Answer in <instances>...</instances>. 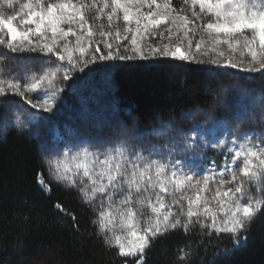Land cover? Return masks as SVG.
<instances>
[{
  "label": "snow or ice",
  "instance_id": "1",
  "mask_svg": "<svg viewBox=\"0 0 264 264\" xmlns=\"http://www.w3.org/2000/svg\"><path fill=\"white\" fill-rule=\"evenodd\" d=\"M93 11L90 20L88 14ZM105 17L107 26L92 22ZM121 19L123 28L117 23ZM161 25H167V36L157 31ZM197 33H202L195 40L197 51L206 43L210 45L208 50L220 45H227L230 52L241 50L238 62L214 58L207 63L264 76V0H183L179 9L173 0H24L19 11L16 0H0V48L7 49L0 54V61L8 60V53L39 52L61 62L54 66L50 63L38 76L0 75V105L12 103L11 96L25 98L26 93L45 85L51 88L64 62L72 69L83 65L80 71L98 60L160 57L204 64L190 54ZM97 35L100 39H95ZM156 36L169 42L149 45L151 55H145L142 42ZM69 37H75L74 43ZM109 38L115 42V52ZM173 39L176 44L171 43ZM129 40L130 48L124 43ZM101 44L108 50L106 55H96L102 52ZM185 44L187 49L182 50ZM122 48L133 54L122 55ZM224 55L222 51L217 53L220 58ZM63 79L69 77L64 75ZM27 102L45 112L53 108L48 102L32 103L31 97ZM244 122L242 114L236 118L232 132L225 124L224 138L211 142L212 148L224 156L220 165L215 159L195 166L187 158L175 159V147L168 152L169 160L153 159L160 155L154 146L145 149L122 140L106 147L97 138L95 142L82 141L76 152L68 146L58 159L48 161L49 172L58 182L75 189L82 203L96 212L92 220L95 235L106 248L116 249L117 256L146 264L147 251L157 239L180 229L189 233L199 226L204 235L229 239L231 248H217L211 259L204 257L205 264H224L234 250L247 243L252 228L264 220V115L259 126L253 122L241 131ZM14 125L22 127L18 119ZM4 126H8L6 119ZM200 135L197 133L198 138ZM183 144L185 148L197 146L191 137ZM208 144L203 141L204 147ZM38 183L45 192H51L41 174ZM54 207L71 217L74 231L79 232L76 216L59 202ZM177 260L193 264L191 250L179 249ZM124 264H129V259Z\"/></svg>",
  "mask_w": 264,
  "mask_h": 264
},
{
  "label": "trees",
  "instance_id": "2",
  "mask_svg": "<svg viewBox=\"0 0 264 264\" xmlns=\"http://www.w3.org/2000/svg\"><path fill=\"white\" fill-rule=\"evenodd\" d=\"M14 57L6 61L8 66L38 60H44L46 67L58 64L56 57L42 53ZM86 74L89 86L81 95L107 99L115 113L112 119L137 133L188 120L201 123L205 117L235 124L242 114V125L259 126L264 115L261 74L170 59L135 60ZM44 139L42 132L17 129L0 137V264H124L126 259L134 264V259L117 256L116 249L106 248L95 235L96 212L82 203L79 193L51 178L43 156ZM38 174L50 185V193L38 183ZM57 202L76 216L79 232L74 231L71 217L54 207ZM225 247H232L227 236L204 235L199 226L189 233L180 229L152 244L146 264H181L177 256L182 248L191 250L193 264H205L206 255L211 259L217 248ZM224 264H264V220Z\"/></svg>",
  "mask_w": 264,
  "mask_h": 264
},
{
  "label": "rangeland",
  "instance_id": "3",
  "mask_svg": "<svg viewBox=\"0 0 264 264\" xmlns=\"http://www.w3.org/2000/svg\"><path fill=\"white\" fill-rule=\"evenodd\" d=\"M24 2V0H16V11H19V4ZM174 6L179 9L183 6V0H173ZM199 10L197 6V11ZM89 19L95 15V11L88 14ZM190 15V13H189ZM94 24L103 23L107 26L106 17L102 21H92ZM207 22V19L205 20ZM19 24V21H16ZM121 28H123L122 19L117 22ZM116 24L113 25V31L115 30ZM167 25H161L157 30L159 32L166 33ZM107 30V29H106ZM202 33H197L194 38L193 47L191 49V55L194 56L197 60H204V64H200L202 67L207 68H217L214 65L207 63L209 59L219 58L221 60L224 59H233L235 61H240V49L237 48L235 52H230L227 48V45H220L215 50H208L210 45L205 44V46L201 49V51H197L195 49V40H199L201 38ZM248 35H251L248 33ZM203 38L205 41L208 40L206 34H203ZM95 39H100L97 35ZM111 42H113L112 51L115 52V42L109 38ZM139 39V38H138ZM69 40L74 43L75 37H69ZM169 41L165 38L161 41L159 36L155 38H149L143 41L144 46V54L151 55L148 46H160L161 43H168ZM127 47H131L130 40L124 42ZM172 44H176L177 41L173 39L171 41ZM102 49V54L106 55L108 50L104 49L103 45H100ZM94 49V48H93ZM187 45H184L182 50H186ZM224 52V57L220 58L217 56L218 52ZM122 55L133 54L131 52H125L123 48L121 49ZM207 52V54H204ZM7 53L6 48H0V54ZM33 52H23V53H8V57L10 56V60L13 56L18 55H29ZM39 53V52H35ZM101 55L100 53H98ZM78 55V54H77ZM90 58V55L87 57ZM159 59H170V58H160L156 57L154 59L142 60L144 62L159 60ZM135 60H140L139 58ZM131 61H97L95 64H89L87 67H84L83 71H80V67L83 65H78L77 68L72 69L70 65L64 62L63 68L59 69L57 72V78L53 82L52 87H48L45 85L44 88L32 92L26 93L25 98H21L19 96H11L10 99L12 103L8 105H0V137H2L8 130L17 129L20 131H34V132H42L45 134L44 139V151L43 156L45 160V164L48 168V173L50 175L49 169V160L58 159L60 154H62L68 146L72 148L73 152L78 151V147L82 141H93L95 142L97 138L99 140L105 142L106 147L114 146L116 143L127 140L128 143H136L142 145L145 149L155 147L157 151L160 153L159 156H153V159H163L169 160L168 152L176 148L175 159H185L187 158L191 161V164L195 166L199 164L201 161L210 162L212 159L216 160L217 165H220L224 156L218 153L215 149L212 148L211 142L218 141L219 139L224 138V126L228 125V131L232 132L235 124H231L230 122L220 119L219 121H214L210 118L205 117L201 123H197L192 120H188L187 122L171 126L164 125L152 131L146 130L145 132H136L133 129H125L120 126L114 116L115 113H112L111 106L109 107V102L107 99L104 101L95 100L86 94L81 95L80 91L83 88H87L89 86V78L86 74L89 70H101L103 67L114 66L119 63L124 62H133ZM172 60V59H170ZM7 61V60H6ZM6 61H0V75L2 74H10L12 76L20 75H39L45 68V61L38 60L33 61L32 63H20L15 64L13 66H8L9 63L6 64ZM176 61V60H172ZM178 63H192V62H182L176 61ZM247 59L245 60V63ZM61 63L58 61V64ZM221 70H227L230 72L236 73H247L242 71L240 68H217ZM67 70V71H66ZM104 74V71H102ZM248 74H259V73H248ZM64 75H67L69 79H63ZM58 81V82H57ZM22 83L24 81H21ZM23 90V88L21 89ZM55 90L56 94L53 96L52 91ZM89 92V91H88ZM32 98V103L35 104H43L45 102L51 103L53 105L51 112H45L42 107L33 108L30 103L27 102V98ZM39 97V99H37ZM108 103V104H107ZM5 119L8 121V126L5 129L4 123ZM19 120L22 127L17 128L14 125L16 120ZM113 120V121H112ZM56 121H58L56 123ZM249 126L241 125V131H244ZM183 130L181 133L179 130ZM195 129V131L193 130ZM197 133H200V137H197ZM191 137L192 140L196 141L197 146H193L191 148H185L183 141L185 138ZM231 139V136L228 137ZM209 141L207 147H204L203 141ZM144 155H148L147 151H144ZM47 158V159H46ZM203 174V173H201ZM51 178L58 182L53 175H50ZM97 211H99V207L97 206Z\"/></svg>",
  "mask_w": 264,
  "mask_h": 264
}]
</instances>
